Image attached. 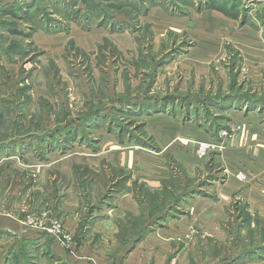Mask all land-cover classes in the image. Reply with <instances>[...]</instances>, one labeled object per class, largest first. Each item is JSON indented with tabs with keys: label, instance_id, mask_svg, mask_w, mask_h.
Listing matches in <instances>:
<instances>
[{
	"label": "rangeland",
	"instance_id": "obj_1",
	"mask_svg": "<svg viewBox=\"0 0 264 264\" xmlns=\"http://www.w3.org/2000/svg\"><path fill=\"white\" fill-rule=\"evenodd\" d=\"M3 220L0 264H264V0H0Z\"/></svg>",
	"mask_w": 264,
	"mask_h": 264
},
{
	"label": "built area",
	"instance_id": "obj_2",
	"mask_svg": "<svg viewBox=\"0 0 264 264\" xmlns=\"http://www.w3.org/2000/svg\"><path fill=\"white\" fill-rule=\"evenodd\" d=\"M210 146L206 143H201L198 145L197 152L200 156H203L208 150Z\"/></svg>",
	"mask_w": 264,
	"mask_h": 264
},
{
	"label": "crops",
	"instance_id": "obj_3",
	"mask_svg": "<svg viewBox=\"0 0 264 264\" xmlns=\"http://www.w3.org/2000/svg\"><path fill=\"white\" fill-rule=\"evenodd\" d=\"M8 226H10V224H8L7 220H3V221H0V227L1 228H7ZM8 228H12L11 226L8 227ZM8 232H10V230H6ZM11 233V232H10ZM12 235H13V232H12ZM14 236V235H13Z\"/></svg>",
	"mask_w": 264,
	"mask_h": 264
},
{
	"label": "trees",
	"instance_id": "obj_4",
	"mask_svg": "<svg viewBox=\"0 0 264 264\" xmlns=\"http://www.w3.org/2000/svg\"><path fill=\"white\" fill-rule=\"evenodd\" d=\"M215 10L223 13L224 15H226V12L224 11V9H220V8H215ZM230 16V15H229ZM66 139V137H64ZM71 138H73V136H71Z\"/></svg>",
	"mask_w": 264,
	"mask_h": 264
}]
</instances>
